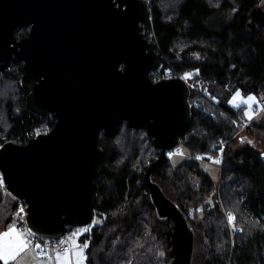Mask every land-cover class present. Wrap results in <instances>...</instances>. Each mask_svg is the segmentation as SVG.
Returning a JSON list of instances; mask_svg holds the SVG:
<instances>
[{"label":"trees","instance_id":"obj_1","mask_svg":"<svg viewBox=\"0 0 264 264\" xmlns=\"http://www.w3.org/2000/svg\"><path fill=\"white\" fill-rule=\"evenodd\" d=\"M260 2L149 0V19L140 25L160 55L149 77H179L189 87L192 119L178 142L189 156L173 166L167 152L150 178L171 188L172 201L187 216L194 232L190 264H264V149L234 147L248 135L264 147V112L246 120L244 105L229 104L236 90L264 94ZM27 31L21 26L14 35L19 39ZM21 77L19 63L0 72V146L8 140L24 142V134L36 125L54 124L26 107ZM221 141L226 146L215 181L200 167L199 157L219 154L212 146ZM97 144L104 154L95 165L91 205L101 222L80 238L86 264H166L174 255L173 222L158 214L143 181L160 153L154 137L124 121L112 134H100ZM16 205L0 185V227L11 223ZM224 212L234 217L231 228Z\"/></svg>","mask_w":264,"mask_h":264},{"label":"water","instance_id":"obj_2","mask_svg":"<svg viewBox=\"0 0 264 264\" xmlns=\"http://www.w3.org/2000/svg\"><path fill=\"white\" fill-rule=\"evenodd\" d=\"M149 14L145 0H0V72L19 63L26 107L54 116L49 132L0 146V185L25 203L32 235L57 240L93 215L92 177L104 154L99 135L124 121L144 127L160 153L143 181L158 214L173 222L174 255L166 264H190L187 216L150 178L191 123L189 87L179 77H149L160 64L156 42L140 26ZM21 26L28 31L18 39Z\"/></svg>","mask_w":264,"mask_h":264},{"label":"built area","instance_id":"obj_3","mask_svg":"<svg viewBox=\"0 0 264 264\" xmlns=\"http://www.w3.org/2000/svg\"><path fill=\"white\" fill-rule=\"evenodd\" d=\"M147 4H149V0H145ZM171 76L167 75L165 78H170ZM260 108H257V112L254 115V117L262 112H264V99H260ZM47 116L50 117V119L54 120V116L49 113ZM52 126H50L49 123H44V124H39L28 130L23 137L24 142H19L18 143H25L27 140L30 138H34L37 135L44 134L50 131ZM242 129V127L232 136L234 137L239 133V131ZM226 146V142L222 143V145H217L215 146L216 148L220 149L219 154H213L212 152H207L202 155V157L206 160H209L211 162H215L218 165H221L222 163V155L224 148ZM16 208H15V217L13 216V219L11 223L13 224L14 227L17 228L18 231L24 233L25 240L29 246H32L34 248V251L38 255H43L46 254L47 252L51 250H57L60 252H66V251H72L73 248V242L78 241L80 242V238L86 234H88L91 229L93 228L94 224L92 222L94 213L88 223L82 224V225H71L67 226L65 232L59 239L53 240V241H47V240H42L40 238L35 237L34 235L31 234V232L28 231L26 223H25V203L19 200H16ZM226 221L228 223V226L231 228L233 225V220L230 222L228 217L229 214L224 212ZM232 216V214H231ZM80 244H82L80 242ZM39 246V247H37Z\"/></svg>","mask_w":264,"mask_h":264},{"label":"rangeland","instance_id":"obj_4","mask_svg":"<svg viewBox=\"0 0 264 264\" xmlns=\"http://www.w3.org/2000/svg\"><path fill=\"white\" fill-rule=\"evenodd\" d=\"M260 8L262 10H264V0H261L260 2ZM244 96L247 94L242 93ZM253 97H255V100L257 98V102H256V106L258 108H260L261 104H260V99L264 98V94H260V95H254ZM253 104L251 105V110H252ZM247 108H249L248 104H247ZM257 112V109L255 111V114ZM243 135V133H241ZM222 143H225L224 141L218 142L217 144H214L212 146L215 147L217 145H222ZM247 144L252 146L253 148H255L258 151H262L264 149L262 142L255 138L254 136H249L247 137V139H243L241 142H235V148H238L239 146H241V144ZM170 159V163L175 166L177 165L180 161H182L184 158L189 156V152L187 147L180 143L177 147L173 148L170 152L167 153ZM199 165L200 167L206 171L207 173H209V175L213 178V180L218 181L219 179V172H220V166L215 163V162H211L209 160L203 159V157H199ZM162 192L164 193V195L166 197H168L170 200L174 199L172 190L169 186L165 185L164 183H159ZM191 213V212H190ZM228 213V212H227ZM13 216L15 217V213H13ZM93 224H100L101 222V218L98 216H94L93 220H92ZM12 224V223H10ZM80 242L78 241H74L73 242V246H77L76 249H74L73 253H74V263L75 264H86L85 262V252H84V244L82 243V246L79 245ZM67 253H69L70 251H66ZM72 252V251H71ZM58 264H65V261H62L61 259L59 260Z\"/></svg>","mask_w":264,"mask_h":264},{"label":"crops","instance_id":"obj_5","mask_svg":"<svg viewBox=\"0 0 264 264\" xmlns=\"http://www.w3.org/2000/svg\"><path fill=\"white\" fill-rule=\"evenodd\" d=\"M239 91L241 93V97L242 98H247L248 96H254V94H247V95H243L242 92L240 90H236L230 97L229 101L232 100L233 96L235 95V93ZM264 99V98H263ZM256 102H257V98L254 102H252L253 107H252V118L255 115V111L258 108L256 106ZM232 107H237L231 103H229ZM240 105H244L245 109H244V113L249 111V108H247V104L242 103ZM244 118L246 120H250L248 119L245 115ZM14 229V231H12ZM5 233H8V235H4ZM20 240H23L26 244V240L24 237V233L20 232L17 230L16 227L13 226V224H7L4 227H0V247L3 246H11L14 244H17ZM28 245V244H27ZM79 245L82 246V244L79 243ZM77 246H73L72 248V252H60L57 250H51L49 252H47L46 254L43 255H38L35 253L34 248L32 246H27V248L22 251V252H18L15 255L14 259H0L3 262H11L13 264H58L59 260L61 259L62 261H65V264H75L74 263V249H76Z\"/></svg>","mask_w":264,"mask_h":264},{"label":"snow or ice","instance_id":"obj_6","mask_svg":"<svg viewBox=\"0 0 264 264\" xmlns=\"http://www.w3.org/2000/svg\"><path fill=\"white\" fill-rule=\"evenodd\" d=\"M255 101V97L253 96H248L246 99L241 97V93L239 91H237L235 93V95L233 96L232 100L229 101V103L239 107L240 104L245 103L248 104L249 106V111L245 112L244 115L248 118L251 119L252 118V111H251V105L252 102ZM229 221L231 222L234 217L231 216V214H229L228 217ZM14 231V229L12 230ZM4 235H8V233H5ZM27 244L23 241L20 240L17 244L11 245V246H3L0 247V259H14L15 255L18 252H22L27 248ZM39 247V246H37ZM85 247H87V245H85Z\"/></svg>","mask_w":264,"mask_h":264},{"label":"flooded vegetation","instance_id":"obj_7","mask_svg":"<svg viewBox=\"0 0 264 264\" xmlns=\"http://www.w3.org/2000/svg\"><path fill=\"white\" fill-rule=\"evenodd\" d=\"M28 28V27H27ZM154 81H156V80H154Z\"/></svg>","mask_w":264,"mask_h":264},{"label":"bare ground","instance_id":"obj_8","mask_svg":"<svg viewBox=\"0 0 264 264\" xmlns=\"http://www.w3.org/2000/svg\"><path fill=\"white\" fill-rule=\"evenodd\" d=\"M18 129V128H17ZM102 138V137H101Z\"/></svg>","mask_w":264,"mask_h":264}]
</instances>
